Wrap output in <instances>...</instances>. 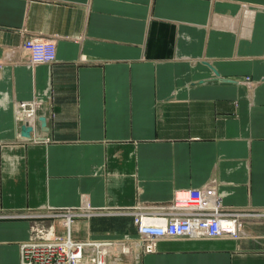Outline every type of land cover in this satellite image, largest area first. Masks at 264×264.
I'll return each instance as SVG.
<instances>
[{
	"label": "crops",
	"instance_id": "crops-1",
	"mask_svg": "<svg viewBox=\"0 0 264 264\" xmlns=\"http://www.w3.org/2000/svg\"><path fill=\"white\" fill-rule=\"evenodd\" d=\"M26 38L55 61L28 65ZM208 186L240 237L139 264H264V0H0V264L41 217L63 233L48 217L89 207L73 235L101 239Z\"/></svg>",
	"mask_w": 264,
	"mask_h": 264
},
{
	"label": "built area",
	"instance_id": "built-area-1",
	"mask_svg": "<svg viewBox=\"0 0 264 264\" xmlns=\"http://www.w3.org/2000/svg\"><path fill=\"white\" fill-rule=\"evenodd\" d=\"M23 49L26 51L30 66L50 65L55 61V44L51 40L27 38L23 41ZM20 107L23 112L25 110V113L32 114L31 109H25L24 103H21ZM175 199L172 206L151 208L163 215L164 226L143 223V215L146 214L142 208L137 207V212L134 213V224H136L139 239L137 242H133V245L137 246V249H143L141 254L155 252L156 242L163 239H217L224 236L237 238L240 231L239 227L231 230L222 225L220 219L236 217L235 220L237 221L238 216L226 214L221 210L220 212L219 205H215V203L210 210L205 211L203 208L205 206L199 200L177 201ZM196 209H199L200 212L195 211ZM70 217L72 218V215H68V220H71ZM232 222L240 224L238 221ZM48 231L36 229L34 233H30L31 237L28 240L19 244L20 264H87L88 262L106 264V260L103 261V258L100 259L98 255H105L117 247L126 252L131 249L127 245L128 242L122 241L125 243L126 250L120 246L121 242H108L107 244H110L108 250L99 245L102 250L99 248L98 250L93 243L71 242L61 235L46 237ZM137 258L138 256L135 257V259ZM116 260L115 262L111 261V263L117 264Z\"/></svg>",
	"mask_w": 264,
	"mask_h": 264
},
{
	"label": "rangeland",
	"instance_id": "rangeland-1",
	"mask_svg": "<svg viewBox=\"0 0 264 264\" xmlns=\"http://www.w3.org/2000/svg\"><path fill=\"white\" fill-rule=\"evenodd\" d=\"M22 45H23V42H22ZM22 45H21V47H22ZM250 82H251L250 77H244L243 84H247V83H250ZM204 192H205V190L202 191V193H204ZM217 200L218 201H213V202L215 203V205H219V208L222 211L223 208H225V207H224V205L221 202H219L220 201L219 198ZM173 203H175V201L173 202V200H171V201L169 200L167 202H164V203H161V204H158V205H143V206L153 208V207L167 206V205H171V204L173 205ZM137 207L134 208V209H131L129 211V213L132 215V222H133V225H134V228H135V231L133 233L123 232V231H120L118 233H112V232L109 233V232H106V233H104L106 235V236H104L105 238H102V237H100V238L101 239H104V240H110V241H113V242H122V241H124V242H130V241L137 242V240L139 239V236L137 237V230H136V227H135L136 224H134V213L137 212ZM86 210L90 211V213H93L89 209V207H87ZM82 212L83 211H81L80 209H74V208H72V209H65L62 212H57L55 214L54 213L52 214L53 217H62V227H63V229H65V232H63V233L55 232V230L53 229V227L50 226V225L49 226L44 225L43 222H42L43 221L42 220V217L38 219L39 220L38 222H36L34 220V222L28 228L27 237L24 240H22L21 242H19L18 245L20 243L25 242L26 240H28L29 237H31L30 233L31 232L34 233L36 231V229L49 230L47 232L48 234H46V237H50L52 235H54V236L61 235V236H64L65 239H69L70 241L76 240V239H81V238L75 237L73 235L72 226H73V222L75 221V219L77 217H81L82 216ZM224 213L229 214V215H232V216H238L240 219L242 218V214H243V213H240V212H233V211L232 212L231 211L224 212ZM93 214H95V213H93ZM68 215H72V218L70 217L71 220H72V222H68L66 224V226H64L65 225V222H66L65 220H68ZM53 217H51V219ZM48 218H50V217H48ZM122 228L123 227H120V229H122ZM142 252H143V249L142 248H138V249L136 248L135 249V248H132L131 247V249H129L126 252V251L121 250L120 247H117L116 249H114L113 251H111L109 253H106L105 255L100 254L98 256L100 257V259L103 258V261L106 260V264H110L111 261L115 262L116 259H117L116 260L117 264H130V257L136 255V256H138V258L134 261L133 264H139V261H140L139 257L142 258V256L145 255V254H141Z\"/></svg>",
	"mask_w": 264,
	"mask_h": 264
},
{
	"label": "bare ground",
	"instance_id": "bare-ground-1",
	"mask_svg": "<svg viewBox=\"0 0 264 264\" xmlns=\"http://www.w3.org/2000/svg\"><path fill=\"white\" fill-rule=\"evenodd\" d=\"M35 39V38H34ZM55 44V43H54ZM22 49H23V45H22V47H21ZM24 50V49H23ZM25 51V50H24ZM26 52V51H25ZM55 53H56V44H55ZM238 81H242L243 82V80H238ZM30 109H31V111H32V113H33V109L30 107ZM20 110H21V107H20ZM22 111V110H21ZM19 112V111H18ZM17 112V113H18ZM20 113V112H19ZM29 118H31V117H29ZM27 120V119H26ZM27 124H28V122H27ZM29 126V125H28ZM202 190H205V192L204 193H202ZM201 191H180V192H177L176 194H175V196H174V198H173V201H174V199L175 200H177V201H179V200H181V201H186L187 199H193L194 201H196V200H199V201H201L202 202V204L205 206V207H203L204 208V210L206 211H208V210H210L211 209V207H213V204H214V199L216 198V195H215V191H214V189H213V187L212 186H208V187H206L205 189H202ZM207 193V194H206ZM218 201V200H217ZM172 205V204H171ZM171 205H167V206H171ZM139 207L140 208H142V210L145 212V214L147 215H143V223H145V224H148V225H159V226H164L165 225V223H164V220H163V218H162V216L163 215H160V213L159 212H157L156 210H154V209H151V207H145V206H143V205H139ZM162 207H166V206H160V207H153V208H162ZM204 210H202L201 209V211H204ZM195 211H199L200 212V210L199 209H196ZM219 211H220V209H219ZM221 212V211H220ZM84 213V212H83ZM85 215H87V216H92V215H94L93 213H90V211L88 212V213H84ZM53 217V216H52ZM51 218V217H50ZM235 218L236 217H228V219H220L221 220V224L222 225H224V226H226V227H228V228H230L231 230H235L236 228H240L241 227V223H240V220L238 219L237 221L240 223L239 225L237 224V223H233L232 221H235V222H237L236 220H235ZM66 222H65V225L64 226H66V224L68 223V222H72L70 219L69 220H65ZM57 222V221H56ZM240 232L241 231H239V234L237 235V238L238 237H240ZM46 234H48L47 232H46ZM51 235V234H50ZM54 235H52V236H50L49 238H51V237H53ZM224 238H232V239H235V238H233L232 236H224ZM174 239H177V238H173V239H169V240H174ZM180 239H185V238H180ZM69 240V239H68ZM163 240H168V239H163ZM159 241H162V240H158L157 242H156V246H157V243L159 242ZM71 242H86V244H91V243H93V244H95V248L96 249H101L100 247H99V245H101V247L102 248H105V250H108V248H109V246H110V244H107L108 242H113V241H110V240H104V239H93V238H84V239H76V240H72ZM22 244H23V242H22ZM83 244V243H82ZM125 243H123V242H121V247L123 248V249H125L126 250V247H125V245H124ZM130 248L132 247V248H137V246H134L133 245V242H128V244H127ZM20 246V245H19ZM156 248V247H155ZM98 249V250H99ZM102 250V249H101ZM104 251V250H103ZM135 257L136 256H131L130 257V264H133L134 263V261L136 260L135 259ZM19 264H20V257H19ZM76 264V263H75ZM87 264H93V263H91V262H88ZM110 264H113V263H111L110 262Z\"/></svg>",
	"mask_w": 264,
	"mask_h": 264
}]
</instances>
